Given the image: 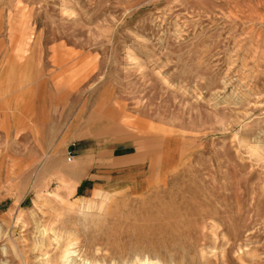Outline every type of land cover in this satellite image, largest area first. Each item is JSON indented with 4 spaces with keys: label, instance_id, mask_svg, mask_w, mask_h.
Returning <instances> with one entry per match:
<instances>
[{
    "label": "rangeland",
    "instance_id": "rangeland-1",
    "mask_svg": "<svg viewBox=\"0 0 264 264\" xmlns=\"http://www.w3.org/2000/svg\"><path fill=\"white\" fill-rule=\"evenodd\" d=\"M0 264H264V0H0Z\"/></svg>",
    "mask_w": 264,
    "mask_h": 264
},
{
    "label": "built area",
    "instance_id": "built-area-1",
    "mask_svg": "<svg viewBox=\"0 0 264 264\" xmlns=\"http://www.w3.org/2000/svg\"><path fill=\"white\" fill-rule=\"evenodd\" d=\"M68 155H69L68 161L71 162V160L73 158V154L71 152H69Z\"/></svg>",
    "mask_w": 264,
    "mask_h": 264
}]
</instances>
